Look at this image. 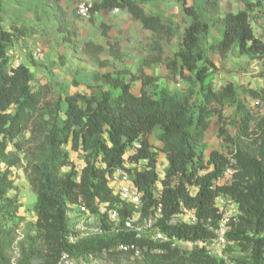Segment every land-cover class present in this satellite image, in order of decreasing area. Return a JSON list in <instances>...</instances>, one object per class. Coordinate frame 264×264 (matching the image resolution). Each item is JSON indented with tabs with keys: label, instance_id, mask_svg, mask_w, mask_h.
<instances>
[{
	"label": "trees",
	"instance_id": "1",
	"mask_svg": "<svg viewBox=\"0 0 264 264\" xmlns=\"http://www.w3.org/2000/svg\"><path fill=\"white\" fill-rule=\"evenodd\" d=\"M178 1L183 3L191 21L172 65L194 76L203 94L200 104H193L190 97L179 98L166 91L155 98L146 90L152 77L145 75L140 93L136 94L131 82L111 73L96 74L95 79L108 87L99 94L75 92L51 100L50 85L34 86V74L24 60L9 73L11 58L7 53L15 46V38L12 32L0 30V264L11 262L7 249L15 242L13 235L21 205L16 197L8 196L13 187L10 175L12 168L24 163L27 181L37 195L33 206L36 238L26 248L25 240L18 242L19 264H57L64 252L80 261L89 253L115 250L122 242L159 251L171 264H226L212 256L206 247L195 246L189 252H182L172 240H136L130 231L87 237L77 243L69 241V209L77 203H85L95 213H100V202L108 203V210L118 204L123 224L127 210L120 208L121 201L108 187L107 175L124 166L127 150L136 142L141 147L130 160L149 159L144 169L130 168L143 194V214L149 213L159 201L163 215L158 228L169 238L206 242L215 238L221 218L215 199L229 196L237 203L239 215L227 233V253L230 255L234 246H241L250 252V256L241 259V264H264V120L258 124L263 134L259 140L255 138V143L261 141L258 150L239 146L231 152L235 173L229 183L212 188L231 163L229 154L214 150L205 161L199 148L209 126V106L224 104L236 96L232 82L217 91L209 80L215 63L205 41L213 24L222 26V34L209 49L220 58L226 59L238 49L247 57L264 59V42L256 35L247 9L220 16L219 0H200L191 6L186 0ZM115 9L128 11L160 40L170 41L177 33V28L160 16L147 13L136 0H98L92 13ZM2 13L0 0V23ZM204 14L213 17V23L204 19ZM159 46L158 43L161 49ZM85 49L97 60L104 51L102 45L93 42H88ZM112 52L120 57L117 45ZM251 93L264 100V88ZM157 129L161 131V152L166 160L162 177L149 140ZM71 151L83 156L81 170L71 159ZM159 181L162 188L158 199L154 194ZM195 188L198 190L194 194ZM184 209L195 210L196 222L172 223ZM107 214V211L99 214L104 227L108 226ZM7 222L12 226L6 227Z\"/></svg>",
	"mask_w": 264,
	"mask_h": 264
},
{
	"label": "rangeland",
	"instance_id": "2",
	"mask_svg": "<svg viewBox=\"0 0 264 264\" xmlns=\"http://www.w3.org/2000/svg\"><path fill=\"white\" fill-rule=\"evenodd\" d=\"M1 1L3 19L0 29L14 34L13 48L20 50L23 62L30 66L34 74L33 85H50L49 99L56 100L59 96L75 92L99 94L102 89L108 87L95 79L96 74L111 73L131 82L136 94L140 93L142 78L145 75L152 77L146 90L155 98H158L162 91H166L179 98L190 97L193 104L203 102V94L199 84L195 83L194 76L188 71L184 72L179 66L172 65L182 45L185 28L191 21L182 2L136 0L147 13L158 15L165 23L177 28L175 37L168 41L158 39L126 10L101 11L83 18L77 14L75 3L71 0ZM198 1L200 0H186V3L191 6L199 4ZM219 2L220 16L229 11L249 10L257 36L262 35L264 0ZM203 17L212 23L214 21V18L207 14ZM221 34L222 26L219 23L213 24L205 41L209 56L215 63L211 67L209 80L217 91L232 82L236 88V96L224 104L214 103L209 106V126L199 147L205 161L214 150L228 153L229 156L239 146L258 150L261 141L255 143V138L259 140L263 134L258 124L264 120V100L255 98L251 90L261 91L264 88V59L247 57L238 49H234L226 59L214 55L209 48L218 41ZM88 42L104 47L98 60L86 53L85 45ZM158 43L161 49L157 47ZM115 45L118 46L120 57L113 55ZM37 46L44 50V56L36 59L32 50ZM160 133V129L155 130L149 140L158 159L159 171L163 172L166 160L161 153L163 144L159 140ZM70 156L78 166L83 164V156L80 153L71 151ZM24 164L12 168L10 177L13 187L8 192V196L16 197L21 204L13 235V246L18 248L19 238L21 241L25 240V248L36 238V214L33 206L37 195L27 181ZM174 221L180 222L182 218L176 217ZM9 226H12L11 222H7L6 227ZM13 246L7 249V256H11ZM175 246L182 252L190 251L187 246ZM228 256L232 264H241V259L250 256V252L236 245ZM94 260L104 264H171L161 252L146 249H141L139 255L123 253L118 249L103 251L95 253ZM78 264H88V261L81 259Z\"/></svg>",
	"mask_w": 264,
	"mask_h": 264
},
{
	"label": "built area",
	"instance_id": "3",
	"mask_svg": "<svg viewBox=\"0 0 264 264\" xmlns=\"http://www.w3.org/2000/svg\"><path fill=\"white\" fill-rule=\"evenodd\" d=\"M75 3L76 12L80 17L87 18L93 13V8L98 0H71ZM264 24V21H263ZM258 25V24H257ZM262 35L258 36L264 42V27L261 29ZM32 55L35 58H41L44 56V50L40 46L35 47L32 50ZM8 56L11 58L9 73H13V69L17 68L22 62V54L20 51L15 49H10L8 51ZM141 144L136 142L133 146L129 147L125 155L124 166H119L115 168L112 172L107 175L108 187L112 190L113 195L120 199L121 207L125 208L126 214L123 218L120 213L118 204L116 207L108 210L109 204L106 202H100L98 204L99 212H108V216L105 222L108 226L104 227L103 222L100 219V213H95L92 209L85 203H77L70 206L69 217L71 219V227L68 235V239L71 243H77L84 238L93 237L104 234H116L120 231H130L134 234L136 240H153L155 242H165L171 241L174 244H181L189 248L198 246L206 247L209 253L216 258L224 260L226 264H232L227 253V247L229 240L227 233L230 230L231 222L237 219L239 215V209L237 203L229 196H219L215 199V206L221 213V218L219 220V225L215 230V238L206 242H184L176 240L175 237L169 238L166 233L158 228V222L162 218V203L158 201L157 205H154L150 212L143 214V194L137 184L133 180L131 167L137 169H144L149 164L148 158H142L138 161H131L130 156L134 155ZM162 153V152H161ZM231 159V156H230ZM234 160L231 159V163L226 167L223 174L219 176L213 184V189L216 186H220L231 182L233 179L235 169L233 166ZM83 164L78 166L81 170ZM159 166V163L158 165ZM166 167V165H165ZM159 171V168H158ZM162 177L164 174L160 172ZM162 183L159 181L157 183V188L155 189L154 197L160 198L161 196ZM197 188L192 190L195 194ZM182 218V222L195 223L197 220L194 209H184V211L178 215ZM172 223H176L174 219ZM19 238L17 241H20ZM16 241V243H17ZM117 249L123 253H130L139 255L141 252L140 245L133 242H122L117 246ZM21 258L20 249L17 246H13L12 254L10 256V264H19ZM88 261V264H104L99 263L94 260V254L89 253L86 258H82ZM81 260V259H80ZM57 264H78V260L73 257L69 252H64Z\"/></svg>",
	"mask_w": 264,
	"mask_h": 264
},
{
	"label": "clouds",
	"instance_id": "4",
	"mask_svg": "<svg viewBox=\"0 0 264 264\" xmlns=\"http://www.w3.org/2000/svg\"><path fill=\"white\" fill-rule=\"evenodd\" d=\"M1 30V29H0ZM255 33H256V30H255ZM256 35H257V33H256ZM11 49H15V50H17L16 48H11ZM10 50V49H9ZM8 50V51H9ZM17 51H20V50H17ZM8 54V53H7ZM22 54V53H21ZM23 61V60H22Z\"/></svg>",
	"mask_w": 264,
	"mask_h": 264
}]
</instances>
